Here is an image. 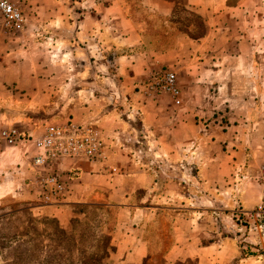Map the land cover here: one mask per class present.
<instances>
[{
  "label": "crops",
  "instance_id": "0c3cea01",
  "mask_svg": "<svg viewBox=\"0 0 264 264\" xmlns=\"http://www.w3.org/2000/svg\"><path fill=\"white\" fill-rule=\"evenodd\" d=\"M19 1L24 30L0 24V134L28 139L0 138L4 215L64 228L66 203L96 209L112 264H264L246 215L263 192L264 0H183L179 21L174 1ZM156 70L176 74L180 106L146 95ZM68 121L97 126L104 157L64 163L66 199L43 206L25 186L34 140Z\"/></svg>",
  "mask_w": 264,
  "mask_h": 264
},
{
  "label": "built area",
  "instance_id": "2783aa9c",
  "mask_svg": "<svg viewBox=\"0 0 264 264\" xmlns=\"http://www.w3.org/2000/svg\"><path fill=\"white\" fill-rule=\"evenodd\" d=\"M0 19L3 30L12 37L21 33L26 26L22 10L10 0H0ZM145 93L148 96H166L176 107L184 100L176 74L167 70H156L149 75ZM0 138L12 144L27 140L16 129L3 130ZM34 148L31 159L34 174L25 186L39 196L43 206L59 205L66 199L67 187L59 179L58 168L62 171L66 169V162H97L103 159L105 153L101 130L95 125H79L73 121L47 126L34 140ZM261 176L263 192L260 203L246 214L250 221L260 227L264 224V166L261 167Z\"/></svg>",
  "mask_w": 264,
  "mask_h": 264
},
{
  "label": "rangeland",
  "instance_id": "374dc122",
  "mask_svg": "<svg viewBox=\"0 0 264 264\" xmlns=\"http://www.w3.org/2000/svg\"><path fill=\"white\" fill-rule=\"evenodd\" d=\"M126 1L132 6L133 11L136 9L140 12L142 7L137 0ZM234 1L231 0V2ZM11 2L24 12L23 4L19 0H12ZM52 124L54 123H49L46 126ZM22 137L28 139V137ZM6 208L13 211L17 209L16 205H10L0 208V212L4 213ZM85 214L87 215L84 216L86 219L84 222L82 221L83 216L78 212L75 214L73 211L68 225L64 228L56 219L42 215L32 217L26 213L19 220L15 217L7 222L9 226H6L5 230H0V239H7L8 244L13 247L21 244L19 241L25 236L27 241L31 240L29 243L31 251L24 258L22 257L25 254L23 252L21 255L6 252L1 264H81L82 262L94 264L91 258L102 256V252L107 249L105 245L107 238H100L97 233L96 235L94 233L96 213L89 211ZM98 238L103 242L101 245L96 242Z\"/></svg>",
  "mask_w": 264,
  "mask_h": 264
},
{
  "label": "trees",
  "instance_id": "16d2710c",
  "mask_svg": "<svg viewBox=\"0 0 264 264\" xmlns=\"http://www.w3.org/2000/svg\"><path fill=\"white\" fill-rule=\"evenodd\" d=\"M166 1H174L175 4H176V7H175V10H174V13L172 15V20H175V19H178V21L180 20L181 17H183L184 15H187L188 13L185 12L184 8H183V0H166ZM238 0H235L234 2H231V0H229L230 3L232 4H235ZM140 12H145L144 9L140 8ZM150 20L153 22V24L155 25V27L157 28V30H161L165 21H168V20H164L156 15H152V16H149L147 15V18L146 20ZM145 42L148 46L152 47V48H155L158 46V44H156V41L152 40L150 37L149 38H146L145 39ZM110 59V58H109ZM65 205H69L70 206V209L71 211H75V214L78 212L79 214H81L83 216L82 218V221H86L85 219V214L86 212H89V211H94L96 213V218H95V221H96V224L94 223V233L96 235H98V229L101 227V223H102V217L100 215V213L96 210V209H93V208H86L85 206H83L82 204L80 203H75V204H72V203H66ZM15 218L14 215H4V213L0 212V230H5L6 229V226L8 227L9 224H7V222L13 220ZM35 221V220H34ZM37 222V221H35ZM110 234V233H109ZM104 236H102L103 238ZM109 237V236H108ZM97 238V236H96ZM101 238V237H100ZM98 242L99 245H101L102 240H99L96 239ZM109 238H107L106 240V251L105 252H102V256H100L99 258L95 257V258H91V261H93L94 264H112V260H110L108 258V248H109V242H108ZM21 244H19L18 246H10L8 244V240L3 238V239H0V261L3 262V259H4V256L6 254V252H14L16 254H20L23 252L25 254H23L24 256H22L23 258L27 256V253L31 251V248L29 246V243L31 242V240H26V237L23 236L22 237V240L19 241ZM11 249H9V248ZM57 247V246H56ZM6 249H8L7 251H5ZM1 264V263H0ZM81 264H87L85 262H82Z\"/></svg>",
  "mask_w": 264,
  "mask_h": 264
},
{
  "label": "water",
  "instance_id": "95a60500",
  "mask_svg": "<svg viewBox=\"0 0 264 264\" xmlns=\"http://www.w3.org/2000/svg\"><path fill=\"white\" fill-rule=\"evenodd\" d=\"M262 229L264 230V224H263V226H262Z\"/></svg>",
  "mask_w": 264,
  "mask_h": 264
}]
</instances>
